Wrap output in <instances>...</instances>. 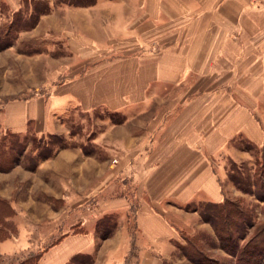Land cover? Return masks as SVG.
<instances>
[{
    "label": "crops",
    "instance_id": "crops-1",
    "mask_svg": "<svg viewBox=\"0 0 264 264\" xmlns=\"http://www.w3.org/2000/svg\"><path fill=\"white\" fill-rule=\"evenodd\" d=\"M98 2L84 7L86 16L92 21L105 11L118 18L122 37L115 40L99 23L75 35L58 29L64 44L58 57L33 59L46 62L43 85L32 83L29 93L22 89L4 103L0 122L12 133L43 135L66 130L60 116L73 111L103 109L126 117L103 133L109 150L104 159L64 149L38 170L58 169L66 192L67 171L85 177L90 158L97 209L134 213L135 229L124 234L128 257L136 264H164L177 243L204 224L197 210L185 206L225 199L224 159L245 156L233 142L264 145V0ZM51 61H58L56 67ZM140 114H150L144 132L132 133L130 122ZM99 163L105 168L99 170ZM93 241L92 232L65 234L41 262L66 264L92 252ZM14 242L5 240L0 248L17 250Z\"/></svg>",
    "mask_w": 264,
    "mask_h": 264
},
{
    "label": "rangeland",
    "instance_id": "rangeland-1",
    "mask_svg": "<svg viewBox=\"0 0 264 264\" xmlns=\"http://www.w3.org/2000/svg\"><path fill=\"white\" fill-rule=\"evenodd\" d=\"M96 4L101 3L0 0V107L20 95L22 89L25 95L29 93L26 87L32 83L43 85L46 62L33 59L58 57L64 47L59 33L75 35L88 24L95 30L99 23L101 31L109 26L115 40L122 37L117 34L118 18L105 11L96 13L98 18L94 13L93 22L86 16L84 7L90 10ZM45 15L48 16L44 18ZM51 63L53 68L58 61ZM149 115L140 114L131 120V132H144L140 128ZM60 118L66 130L43 135L30 131L12 133L3 129L0 122V244L8 239L19 243L17 250L0 248V264H42L46 249L65 234L75 232H92L93 250L74 255L66 264H124L129 259L128 264H136V257H128L129 244L124 236L135 229L134 213H101L97 209L90 192L95 186L90 158L85 163V177L81 178L78 170L67 171L66 192L59 184L62 178H57L61 174L58 169L38 170L44 160L64 149L72 155L78 150L104 159L109 150L103 133L126 117L96 109L89 113L73 111ZM233 144L245 151V156L224 159L227 176L221 184L225 199L218 203L219 207H211L212 203L206 201L185 206L197 210L200 216V212L205 213L209 220L201 216L204 224L187 235L184 243H177L164 264H264V145L246 138H238ZM105 165L99 166V170Z\"/></svg>",
    "mask_w": 264,
    "mask_h": 264
},
{
    "label": "trees",
    "instance_id": "trees-1",
    "mask_svg": "<svg viewBox=\"0 0 264 264\" xmlns=\"http://www.w3.org/2000/svg\"><path fill=\"white\" fill-rule=\"evenodd\" d=\"M210 205H211V207H212V206H215V207H219V206H220L218 203H212V204H210ZM200 213H201V216L204 217L206 221L209 220V218H206V217H205V216H207V215H205V213H204V214H203V212H200Z\"/></svg>",
    "mask_w": 264,
    "mask_h": 264
}]
</instances>
